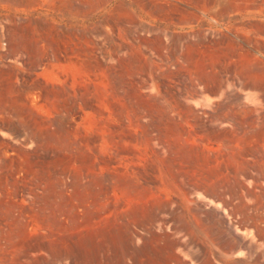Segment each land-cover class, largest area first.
<instances>
[{
  "label": "rangeland",
  "instance_id": "1",
  "mask_svg": "<svg viewBox=\"0 0 264 264\" xmlns=\"http://www.w3.org/2000/svg\"><path fill=\"white\" fill-rule=\"evenodd\" d=\"M194 36H264V0H0V264L264 246L262 108L212 103Z\"/></svg>",
  "mask_w": 264,
  "mask_h": 264
},
{
  "label": "crops",
  "instance_id": "2",
  "mask_svg": "<svg viewBox=\"0 0 264 264\" xmlns=\"http://www.w3.org/2000/svg\"><path fill=\"white\" fill-rule=\"evenodd\" d=\"M178 36H156L159 56H165ZM197 56L205 55V66L213 74L211 86H207V97L212 103L240 104L243 101L261 106L258 119L264 120V36H194L188 45ZM229 67L238 73L239 70L255 72L254 76L236 74L234 79L245 80L242 84H226L224 74ZM221 81V82H220ZM252 81V82H251ZM219 82V83H218ZM209 103V100H207ZM258 253L264 256V246L253 250L244 249L233 254L211 253L207 259L211 264H264L255 258Z\"/></svg>",
  "mask_w": 264,
  "mask_h": 264
}]
</instances>
